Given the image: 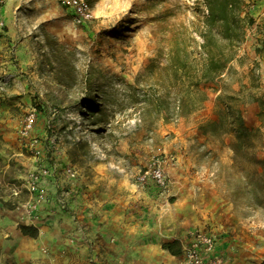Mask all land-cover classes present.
<instances>
[{"label": "rangeland", "instance_id": "rangeland-1", "mask_svg": "<svg viewBox=\"0 0 264 264\" xmlns=\"http://www.w3.org/2000/svg\"><path fill=\"white\" fill-rule=\"evenodd\" d=\"M86 1L94 18L85 26L74 23L72 12L61 0L16 2L24 26L22 31L19 29L24 51L21 56L26 63L22 79L36 95L35 105L39 106L33 109L36 113L39 109L47 113L49 146L56 152L62 151L63 179L69 170L76 171L78 177H87L93 164L105 163L114 168L122 165L127 170L135 169L133 182L138 185L140 172L155 157L172 154L178 163L184 149L176 140L175 131H165L167 125L177 126L183 117L186 121L181 123L199 124L201 129L205 123L217 119L216 100L214 106L209 102L217 93L211 88L234 93V86L242 84L243 104L263 99L264 16L258 15L264 9L263 0H243L244 11L252 1L256 8L244 15L252 22L246 28L243 42L235 49L232 68L217 82L206 86L208 101L185 116H177L175 110L177 96L188 91V82L174 80L173 59L179 56L190 66L199 62L206 14L203 0ZM5 29H0V33ZM255 82L257 86L253 87ZM10 83L6 75L0 76L2 95ZM85 97L96 101L97 112L81 107ZM159 99L169 112L157 109ZM30 113L19 129L21 139H25L22 129ZM34 127L35 121L30 134ZM208 135L213 138L214 147L206 156L214 155V165L223 171L222 194L236 215L237 232H254L264 237V159H259L264 135L242 146L231 134ZM30 143V154L39 158L38 143L35 140ZM165 144H172L171 148H164ZM127 146L134 147L131 154L125 152ZM147 147L154 152L148 162ZM230 150L234 151L233 156ZM44 168L24 172L18 162L0 158V223L17 224L16 206H7L5 201L17 205L29 200L27 186L31 176ZM22 175L25 179H21ZM14 189L20 190L18 196L13 194ZM2 230L0 226V234ZM10 240V236L3 235L0 264H21L23 250L32 249V245L21 242L9 246L6 243ZM262 263L263 254L253 260V264Z\"/></svg>", "mask_w": 264, "mask_h": 264}, {"label": "crops", "instance_id": "crops-1", "mask_svg": "<svg viewBox=\"0 0 264 264\" xmlns=\"http://www.w3.org/2000/svg\"><path fill=\"white\" fill-rule=\"evenodd\" d=\"M16 2L8 0L2 11L6 29L0 33V76L6 75L11 83L5 95L0 88V158L18 162L25 168L24 172L40 167L49 169L46 187L52 202L39 211L38 224L43 235L39 233L38 238H31L23 235L18 222L0 223L3 228L0 244L6 235L11 237L6 243L9 246L21 242L32 245V249L23 250L21 264H184L183 256L172 255L163 244L185 240L189 231L206 228L219 232L218 250L227 258L226 264H253L260 254L264 255V237L254 232H237L236 215L222 194L223 171L214 165V155L206 156L214 147V140L203 133L199 124H183L186 119L182 117L177 126L169 124L165 130L175 131L176 140L184 149L178 163L167 167L174 182L171 196L139 187L133 182L137 171L122 165L114 168L96 163L87 177H77L76 181L63 179L62 151L56 152L49 146V121L44 109L37 111L30 137L21 139L22 121L39 104L35 105L36 95L22 79L26 63L21 56L24 51L19 32L24 26ZM258 15L264 16V9ZM252 78L249 77L251 84ZM261 86L264 87V54ZM242 89V84L234 86V93ZM216 97L217 94L210 99L211 106ZM260 111L256 100L242 105L248 128L264 131ZM33 140L38 143L39 158L30 154ZM171 145L164 148L170 149ZM203 148L207 150L200 152ZM133 149L127 146L125 152L131 154ZM152 153L147 147V162ZM230 155H234L233 150ZM259 159H264V149ZM24 175L21 179H25ZM5 202L7 206H16L15 202ZM14 212L18 216L17 210Z\"/></svg>", "mask_w": 264, "mask_h": 264}, {"label": "trees", "instance_id": "trees-1", "mask_svg": "<svg viewBox=\"0 0 264 264\" xmlns=\"http://www.w3.org/2000/svg\"><path fill=\"white\" fill-rule=\"evenodd\" d=\"M203 4L206 14L201 31L199 62L190 66L179 56L173 59L174 80L183 84L188 82L189 88L188 91H181L177 96L175 110L177 116H185L208 101L206 86L217 82L231 70V62L236 58L235 49L243 42L246 28L252 22H248V16L243 15V0H203ZM252 86H257L256 82ZM211 89L217 93L218 114L216 120L209 121L201 127L205 134L220 132L234 135L239 146L249 144L252 140L262 139L264 135L262 128L250 129L246 126L242 113V91L225 93L217 88ZM256 101L261 107L259 118L264 127V95L263 99H256ZM164 104L161 99L157 100V109L162 111ZM81 107L92 113L98 111L96 101L91 98H83ZM164 110L169 112V108ZM163 119L169 120L165 117ZM20 228L25 236L31 238L39 236L38 229L34 227L21 226ZM163 248L174 256L182 255L181 245L177 241L165 242Z\"/></svg>", "mask_w": 264, "mask_h": 264}, {"label": "built area", "instance_id": "built-area-1", "mask_svg": "<svg viewBox=\"0 0 264 264\" xmlns=\"http://www.w3.org/2000/svg\"><path fill=\"white\" fill-rule=\"evenodd\" d=\"M64 7L72 12L73 21L78 26H85L91 22L93 17L92 10L86 0H61ZM264 1V0H263ZM7 0H0V29L6 28V23L2 17V11ZM256 8L254 1L249 2L243 15H248ZM36 118V110L29 114L22 129V137L28 139L30 131ZM177 158L170 154L157 156L151 165L142 170L137 178V184L145 190H156L160 195L171 196L174 182L167 172V167L175 165ZM49 169H41L38 173H33L29 185L30 199L16 205L18 212V225L34 227L38 229L40 235L44 231L38 222L40 220L39 211L42 206L50 204L46 187V179L49 176ZM78 173L74 170L67 172V178L76 181ZM13 194L18 196L20 190L14 189ZM82 231V229L80 228ZM180 243L184 264H226L227 258L218 250L220 234L215 229L196 228L189 231L185 240H174ZM46 252V249H43Z\"/></svg>", "mask_w": 264, "mask_h": 264}]
</instances>
